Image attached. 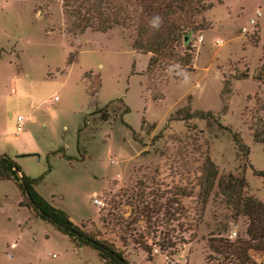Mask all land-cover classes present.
<instances>
[{
    "label": "rangeland",
    "instance_id": "1",
    "mask_svg": "<svg viewBox=\"0 0 264 264\" xmlns=\"http://www.w3.org/2000/svg\"><path fill=\"white\" fill-rule=\"evenodd\" d=\"M206 3L200 17L207 29L195 33L185 83L179 69L147 72L149 54L132 50L128 33L118 27L68 35L60 0H0V155L38 179L36 192L73 224L111 240L130 264H224L207 248L208 234L221 230L222 237L234 232L229 239L245 238V219L229 217L215 188L199 209L200 152H208L217 176L236 174L237 161L230 137L210 139L201 121L186 127L173 115L186 104L213 112L239 134L248 147L247 192L264 203V176L253 173L264 172V144L253 142L247 129L253 110L264 107V88L250 77L264 57V0ZM253 32L256 44L249 40ZM245 67L249 76L233 81L220 113L223 77ZM136 192L145 203L162 204L149 222L133 212L137 197H129ZM19 200L15 185L0 180V264H104L94 250L74 246L34 218ZM174 200L181 209L174 210ZM134 215L129 229L118 225Z\"/></svg>",
    "mask_w": 264,
    "mask_h": 264
},
{
    "label": "trees",
    "instance_id": "2",
    "mask_svg": "<svg viewBox=\"0 0 264 264\" xmlns=\"http://www.w3.org/2000/svg\"><path fill=\"white\" fill-rule=\"evenodd\" d=\"M209 7L210 4L206 3V0H60L61 13L65 21L64 30L68 35L81 34L85 30L104 33L118 27L128 33L132 50L149 54L147 72L155 67H172L173 65H179V69L183 72L191 71L192 42L196 32L207 29L200 16ZM154 15L163 18L159 31L149 27V19ZM249 40L256 44L257 33L253 32ZM233 71L221 81L220 113H224L227 109V99L233 81L249 76L246 67L240 71ZM250 77L264 88V57ZM98 86L99 80L90 93H94ZM160 99L161 97H152V100ZM109 104L110 102L104 107ZM127 111L128 108L125 106L121 115ZM173 115L178 116L177 119L186 127H189L190 120L201 121L210 139L230 137L237 161L236 174L217 176V168L209 158L208 152L206 150L203 153L200 152L203 160L200 164L198 179V196L200 197L198 204L202 211L210 192L215 188L224 205L230 210L229 217L232 220L238 217L245 219V238L231 240L220 236L221 230H217L216 233L208 234L206 245L209 251L224 264H255L249 259L248 252L250 249L264 251V203L247 192L244 179V170L249 165L247 145L237 132L231 131L227 125L222 124L218 116L211 111L191 110L186 104L176 109ZM106 117L107 114H104L101 120H108ZM120 121L132 134L134 133L122 119ZM144 125L146 120L141 118L139 129L142 130ZM247 129L253 142L264 144V107L261 104L253 110ZM56 152L68 161L71 160V157L65 155L62 149ZM253 173L264 176V172L261 171L253 170ZM0 180H10L15 185L20 195L19 206L30 210L34 218L51 224L58 232L67 236L74 246L94 250L104 264H130L123 251L111 240L104 238L100 231L86 230L82 225L73 224L64 211L49 204L34 188L38 179L26 176L18 164L5 155H0ZM140 186H142L141 182L137 189ZM142 196L136 192L129 198L137 197L133 212L138 217H143L145 222H149L151 215L159 212L162 204L153 199L150 203H145V200H141ZM173 203L179 206L176 200ZM164 205L167 210H172L170 201L164 202ZM177 209L181 208H174L175 211ZM136 220L137 216L134 215L129 220L119 222L118 225H122L124 230L129 229ZM225 228L224 224L222 230ZM140 246L148 253L149 248L145 244Z\"/></svg>",
    "mask_w": 264,
    "mask_h": 264
},
{
    "label": "built area",
    "instance_id": "3",
    "mask_svg": "<svg viewBox=\"0 0 264 264\" xmlns=\"http://www.w3.org/2000/svg\"><path fill=\"white\" fill-rule=\"evenodd\" d=\"M260 16V14L257 12L256 13V18H258ZM249 23L251 25H254L256 23L255 19H251L249 21ZM242 31H245L244 29H242ZM197 41L200 42L201 41V36L197 37ZM218 43H221V41H218ZM22 121L23 118L22 117H18L17 118V126H16V131L19 132L21 130V126H22ZM93 204L95 205H101V202L98 199H93L92 201ZM235 233L231 232L228 237L231 238L232 236H234ZM156 251V250H154ZM250 257L253 260V262H255L256 264H264V251H259V250H251L250 253ZM173 264H179L178 262H174Z\"/></svg>",
    "mask_w": 264,
    "mask_h": 264
},
{
    "label": "clouds",
    "instance_id": "4",
    "mask_svg": "<svg viewBox=\"0 0 264 264\" xmlns=\"http://www.w3.org/2000/svg\"><path fill=\"white\" fill-rule=\"evenodd\" d=\"M162 24H163V18L159 15H154L149 19V27L155 31H159ZM175 69H179V65H173L172 70ZM177 74L183 76V80L185 83L188 82V76L186 73L183 72L182 69H179Z\"/></svg>",
    "mask_w": 264,
    "mask_h": 264
}]
</instances>
